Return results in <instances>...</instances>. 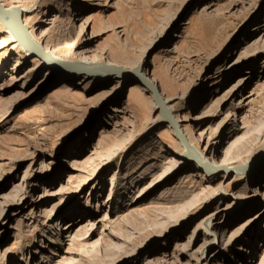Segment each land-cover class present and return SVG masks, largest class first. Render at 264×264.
<instances>
[{
  "label": "rangeland",
  "instance_id": "374dc122",
  "mask_svg": "<svg viewBox=\"0 0 264 264\" xmlns=\"http://www.w3.org/2000/svg\"><path fill=\"white\" fill-rule=\"evenodd\" d=\"M21 5L40 44L58 37L63 64L94 68H35L0 25V264H264V170L205 179L151 93L95 68H140L195 150L243 163L264 152V0Z\"/></svg>",
  "mask_w": 264,
  "mask_h": 264
},
{
  "label": "bare ground",
  "instance_id": "6f19581e",
  "mask_svg": "<svg viewBox=\"0 0 264 264\" xmlns=\"http://www.w3.org/2000/svg\"><path fill=\"white\" fill-rule=\"evenodd\" d=\"M1 2L2 1L0 0V25L2 26V28L4 30H6L8 40L12 41L14 45L23 48L26 51L27 55L32 54L34 56V61L36 63L35 68H38V69L47 68L52 62L55 61L56 64H53V66L49 68V72H56V71L71 72L73 70V68L77 69L78 65H79L83 69V72L90 73L88 71L89 69H86V67H89V66L93 67L94 64L92 62L89 63L86 60H75V62H71V64L68 66L63 64V61H66V60L65 59L63 60L59 56L61 44L59 45L58 37H54V38L50 39V41L48 42V43H53L56 40L57 42H56V44H53L54 45L53 47H49V44L42 45L34 37L33 30L31 28L27 29V27L22 24V17L24 15V13L28 12L32 8L31 5H30V7H24V5H21L23 0H17L14 3H11L8 6H5L6 7L5 8ZM262 26H264V24H260L259 26L253 27L254 31L257 28H261ZM263 36H264V33L262 34V37ZM59 60L62 63L57 64V62H60ZM243 74L248 75V74H251V72L249 70H246ZM9 77H10V81L8 84H13V83H15V81H17L19 79L18 76L15 75L14 73L10 74ZM248 78H249V76L248 77L242 76L241 78H239V80L237 81V83L233 87H231L229 90H227L226 93H223L222 98H231L232 99L233 97H235V95H238L239 92L241 90H243V88L245 87L246 80ZM163 101H164V107L168 109V113H166L165 115L162 113L164 107H158L156 105L161 118L166 120V116L169 115L178 123V121L174 118L171 109L166 106V102L164 99H163ZM167 124H169V123H167ZM178 125H179V123H178ZM171 129L174 132V129L172 127H171ZM179 131H180V135L182 136L181 138L184 142V144H182L181 141H179L177 139L175 132H174L175 138L177 139V141L182 146V150L179 154V158L183 162H185L186 164H192V167H194L198 170H201L205 174L204 175L205 179H210V178H212L215 175L220 174V173H221L222 178H225L230 173H236V174L243 173L244 174L243 178L247 179V181H250V183L256 182L257 180L260 179V176H261L260 174L264 170V152H258L254 156H252L251 158H248V160H246L245 162L239 163V164L237 163V160H235L233 158H224L223 160L218 162L217 158H215V155H212L211 149L207 148V149H204L202 151L201 150L200 151L195 150L192 147V145L189 144V142L187 141L183 131L180 129V126H179ZM237 131H239V129ZM244 139H245L244 137L236 139V141L233 143L232 146L235 147L238 144L241 145L242 142H244V141L246 142V140H244ZM148 150H149L148 148L144 149V151L146 153L148 152ZM145 152H144V154H146ZM142 156L143 155H141V154L138 155L136 158H134V162L136 163L137 161H140V163H141ZM259 172H260V174H259ZM213 174H215V175H213ZM215 196H220V194L216 193ZM240 201L241 200L236 201L234 203V206L232 208H229V210H231V209L235 210V209L241 208L244 204V201L241 203H240ZM229 210H228V212H229ZM66 225H69V224L66 223ZM67 229H69V227ZM80 229L83 230L84 227L82 226V227H80ZM80 229L77 230V232L75 233L76 236L80 235L79 231H82ZM72 241H75V236H72L71 242ZM248 248H249V250H251L252 249L251 245H249L247 247V249ZM204 252H205V246L201 250V254H200V257L198 258V261H199V259H203ZM245 253H246V251H245ZM250 254L254 255V252L253 253L249 252L248 256Z\"/></svg>",
  "mask_w": 264,
  "mask_h": 264
},
{
  "label": "water",
  "instance_id": "95a60500",
  "mask_svg": "<svg viewBox=\"0 0 264 264\" xmlns=\"http://www.w3.org/2000/svg\"><path fill=\"white\" fill-rule=\"evenodd\" d=\"M94 67H86V69L91 70ZM96 70L104 71L106 74H111V73H117L119 76H124L127 77L128 79H131L132 81H136L137 84L141 85L144 87L147 91H149L152 95L153 102L155 105L158 107H164V101L161 96L160 89L156 83H154L149 75L143 73L140 68L135 67L130 70L123 69L119 66L115 65H107V64H98L96 67ZM77 70H83L79 65ZM164 115L168 113V109L164 107L163 112ZM166 123H169L168 125L174 129L175 135L179 141H181L182 144H184L182 140V136L180 135L179 131V125L178 123L171 117V116H166Z\"/></svg>",
  "mask_w": 264,
  "mask_h": 264
}]
</instances>
